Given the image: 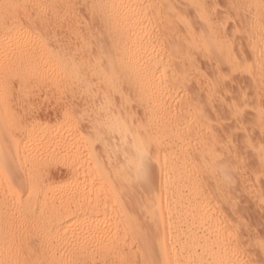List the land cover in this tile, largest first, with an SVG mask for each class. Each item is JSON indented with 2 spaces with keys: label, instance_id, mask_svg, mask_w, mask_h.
Returning a JSON list of instances; mask_svg holds the SVG:
<instances>
[{
  "label": "bare ground",
  "instance_id": "6f19581e",
  "mask_svg": "<svg viewBox=\"0 0 264 264\" xmlns=\"http://www.w3.org/2000/svg\"><path fill=\"white\" fill-rule=\"evenodd\" d=\"M162 1L164 11L160 0H0V264H249L205 187L203 176L220 155L216 145L202 144L199 124L206 119L195 124L179 113L169 83L183 82L197 62L190 53L203 51L221 67L250 74L257 101L264 100V0H235L241 12L257 9L252 20L254 13L247 15L249 26L246 15L240 19L251 28L247 43L233 39L218 0L179 4L196 11L199 32L180 12L185 6L178 12L176 0ZM166 7L186 27L188 39H180L190 48L174 44L167 59L154 40L159 31L151 30L163 23ZM94 20L105 27L94 38L98 45L91 41L97 33H89ZM237 26L234 36L246 28L239 33ZM45 99L61 105L55 128L39 112ZM261 104L256 115L263 126ZM81 120L93 129L87 126L89 137L80 132L83 144L71 138ZM192 134L200 137L199 149H191ZM106 136L113 141L105 143ZM258 157L263 167L264 145Z\"/></svg>",
  "mask_w": 264,
  "mask_h": 264
},
{
  "label": "rangeland",
  "instance_id": "374dc122",
  "mask_svg": "<svg viewBox=\"0 0 264 264\" xmlns=\"http://www.w3.org/2000/svg\"><path fill=\"white\" fill-rule=\"evenodd\" d=\"M156 1H158V0H156ZM161 1L162 0H160V3L159 2L157 3L160 7H161ZM172 1H173V3L175 2L174 0H172ZM180 1L181 0H176V2L174 3V5H176V3H177V6H175L176 9L174 8V11L178 10V12H179L180 9L184 8L182 6H185V7L187 6V5H179V4H183V3L186 4L184 2L185 0H183L181 2ZM223 1L227 2V0H222V1L218 0V2L220 3V6L222 4H225V3H223ZM228 1L230 3V1H232V0H228ZM162 3H163V1H162ZM219 3H218L217 10H218V13H219V15L221 17L222 22L227 24V28L230 27L228 25V23L231 24V28H233V29H235L236 26L238 25V26H240V30H239V27L237 26L238 27V31L240 33L241 29L246 27L245 30L242 29V31H245L246 33L241 31L240 35L237 34L236 36L233 35V33H234V31L236 29L232 30L233 32H231V30H230L231 28L228 29V31H230V34L232 33L233 39H236V42H242V43L248 41V39H246L245 37L248 36V33H250L249 31H251L250 27H249V30L247 28L249 26L248 23L250 21L249 17H251V15L252 16L255 15L254 17H251V20H252V18H255L257 16V9L253 8L252 6H249L250 9L252 8L250 10L248 8V6H247V8L249 10L244 8V11L241 12V9H240L239 6H238V8H236V6H237L236 4L238 2L237 1L235 2V0L232 2L231 5H227V3H226L225 5H222L221 8H219ZM234 4L236 5L235 7H234ZM231 6L233 7V9L232 8L230 9ZM164 9H165V7H161L162 11H164ZM191 9H193V8L190 7V9H189V6H188V7H186V9L184 8V10H181L180 12L182 14L184 13L185 15L188 14V16H185L184 14L183 15H184V17H186L188 22L193 26V28L195 30L198 29V30H196V32H199V29L202 26L201 25L202 22H201V24H199V20L200 19L198 18V16L196 17V11L191 10ZM226 9L227 10L229 9V10L227 11ZM238 9H239V11H238ZM167 10H168V7H166L165 11H166V13L168 12L167 13L168 15H166V16H169L170 18L167 19L166 16L165 17L163 16V17L166 18L168 21L166 19H164L163 17H161V19H163V23H162V20L156 19V20L160 21L159 22L160 24L157 23V26H156V22H155L154 25H152L153 29H151V30H155L154 32H156V31L158 32L159 31L158 33H156V34H158L157 35L158 37L155 36L156 34H154V36L157 38L156 39L154 37V40L156 41V45H158L157 43H160L161 45L162 44L164 45V46L163 45L161 46L159 44L161 49H164L163 54H164L166 59L171 53V48H174V50H176V48H175L176 45L177 46L180 45L179 46L180 49H184V48H186L187 50L190 49L188 47L189 45L185 44V42L188 39L187 32L185 30L183 31L185 26H183V24H181V23L179 24V22L176 20L175 16H174V18L172 17L173 14H172V10H170V8H169L170 13ZM246 10H248V11H246ZM225 11H227V12H225ZM230 11H231V13H230ZM232 13H234V15ZM248 13H250V15H248ZM253 13H254V15H253ZM170 14H172V15H170ZM224 14H226V16ZM228 14L229 15L232 14L231 15L232 17L228 16ZM242 14H244L246 16H244ZM222 16H225V17H222ZM227 16H228V19H229V17L231 18V20L234 19L233 20L234 22L231 21V20L227 21L228 19L227 20L225 19V21H226L225 22L224 18H226ZM242 16L245 17L244 18V20H245L244 23L246 22V25L248 24V26H244L245 24L242 21L243 20ZM240 19H242V20H240ZM174 20H176V21H174ZM94 21H96V20H94ZM97 22H98V20L95 23H93V21H92V23H91L92 25L90 24L91 25L90 27L91 28L94 27V26L95 27L92 28L93 30L92 29L89 30V33L92 36L95 33H97L96 35H98L97 38H96V35H94L95 37L94 36L93 37L90 36V37L93 38V40H91V41H92V43L94 45L95 44L98 45V43H96V41L99 40L98 39L99 38V34L101 35V30L105 29V27L103 25L101 26ZM165 22L167 23L166 26H164V24H166ZM195 23L198 24V25H196ZM94 24H96V25H94ZM175 24H176V26H174ZM235 24H237V25H235ZM95 29H97L96 32L94 31ZM185 29H186V27H185ZM83 30H84V27H83ZM176 30L179 33H177ZM92 31L94 32V34H93ZM98 32H99V34H98ZM102 34L104 35V32ZM184 34H186V37H185ZM173 35H175V36H173ZM183 35H184L185 38H183ZM159 36H161V37H159ZM232 36L230 35V37H232ZM92 38H90V39H92ZM94 38L97 39L95 42H94ZM180 38L185 39L186 41L184 42V40L182 41ZM239 39H240V41H239ZM160 41H162L163 43L160 42ZM186 43L188 44V42H186ZM93 44H92V46H93ZM174 44H176V45H174ZM236 45H237V43H236ZM168 46L170 48L169 49L170 52H168L169 51L168 50ZM237 46H239V44ZM94 47H97V46H93V48ZM186 49H185V51H186ZM174 50L172 52H174ZM192 50L193 49H191L189 51L191 52ZM236 50H237L236 53L239 55L240 51H238V48ZM192 52L196 53L197 50H194ZM192 52L190 53L191 59L193 57H195V58H193L194 61H192V62L195 63L196 60L198 62V63L197 62L195 63V65H196L195 68L191 69L192 71L190 70V72H189V73H191V72L193 73L194 72L193 74L192 73L189 74V75H192V76L190 77L188 75L184 79V81H183L184 83L180 82V81L178 83V82H176L174 80H172L173 82L169 83L170 91H171V89L173 90V91H171V93H173V96H174L173 97V102H175L176 107L179 106L178 107V112L184 114L187 117H190L191 118V122H193L195 124H199L202 121H204V119H206L205 120L206 122H202L203 124L202 123L199 124L200 126L202 125L201 129H203V131L206 132V133L202 132V134H200V135H202V138H203L202 144L206 143V145L208 144L211 148H212V146L216 145L217 147L215 146V148L213 147V149H214V151L217 149L216 152H218V155L220 154L221 157L219 155V157L217 159V161H219V164H218L217 161L213 162L211 164V166H210V167H212V170L209 173H207V174H205L203 176L204 183L207 184V185L205 184V187H206L211 199L214 201L215 204L217 203L216 204L217 210H219V212H220L219 216H222L220 218L221 219L223 218L224 221H226L227 219L230 220V221L227 220L226 222L227 223L228 222L231 223L229 225L230 226L232 225V228L234 229V232H236V234H237L236 236H237V238L239 240V242L237 240V244H238V246L240 245L239 248H241V246H242V249H240V250L242 252H244L243 256H245V258H244L245 261L247 262L250 259V261H248L249 264H264V250H263L264 249V247H263L264 246V169H263L264 166L263 167L260 166L259 157H258V149L260 148V145H264V143H263L264 142V125L262 126V124L259 122L258 116L256 115L257 114L256 110L258 108V105H257L258 103L260 105H262L261 102L263 103V110H264V100L257 101L259 96L255 95V93L257 94V92H256L257 89H256V87H254L255 89L252 88L254 83L251 80V77L249 76L250 75L249 73H248L249 75H247L246 72H243V71H242L243 74L241 73V71L240 72L232 71L233 69L231 70L230 66L227 63H225V62H224V64H225L224 67H221V64L223 63L222 61L218 64V62H219L218 59L217 60L208 59L206 57V55H203V54H205L203 51H201L202 52L201 54H199L200 53L199 51L196 54L195 53L193 54ZM166 54H167V56H166ZM198 60H200V61H198ZM207 60H210V61H207ZM199 62L201 63V67L203 66L202 67L203 69L200 66H197L199 64ZM214 62H217V63H214ZM215 64H218L217 65L218 67ZM196 67H197V69H196ZM216 68H218L219 70H217ZM222 68H223V70H222ZM194 69L197 70V73H196V71ZM213 70H215V71H213ZM230 70L232 72V75L229 74V73H231ZM167 71L170 73V74L168 73V77L172 78V76H174V72L171 70V67H169L167 69ZM201 72H203V73L206 72L207 73V74L205 73L203 75V77L206 79V81H205V79L203 80V77L201 75L203 73H201ZM224 72L225 73L229 72L227 74V75H229V76H227L228 78L225 76L226 74ZM234 72L236 73V75H234L235 74ZM199 73H201V74H199ZM211 73L215 76V78H214V76H211L212 75ZM237 73L238 74L241 73V74H239L240 76H238ZM194 74H197V75H194ZM208 74H210V75H208ZM217 74L220 75L221 78L218 77ZM198 75H200V76L198 77ZM207 76H210V77H207ZM223 76L225 77V79L226 78L227 79L225 80L223 78ZM211 77H213L215 79V83L216 84L214 82L213 83L211 82V81H214V79L213 78L211 79ZM229 77H231V79ZM248 77H250V78H248ZM187 78H189V79L187 80ZM219 78H220V80H219L220 83L219 82L217 83ZM199 79L202 80V81H200V84L202 86L199 83H197L198 82L197 80H199ZM263 81H264V78H263ZM246 82H247V84H246ZM202 83H204V84H202ZM211 83H212V85L214 84L213 85L214 87H211ZM197 84H198V86H197ZM208 84H210L209 86H210L211 90H213V92H214L213 96H215L216 98L212 97V91L208 92V90L210 89L209 86H206ZM220 84L222 86H220ZM234 84H235V86H234ZM204 85H205V88L203 87ZM215 85H218L220 88L216 87ZM246 86H249L250 88L248 87V89H247ZM254 86H255V84H254ZM206 87L209 88V89L207 90ZM244 87H246V89ZM217 88H219L218 90L221 91V95L220 94L218 95V93H220V92H218V90H216ZM253 90H255V91H253ZM215 92H217L216 95H215ZM209 93L211 95H209ZM206 94L208 96H211V97H209L210 99L206 96ZM70 95L71 94H69V96H68V94H67V98H68L67 100H69L70 98L73 99V96L71 95V97H70ZM175 98H177L176 99L177 101L175 100ZM72 99H71L70 103H72V101H74ZM54 100H55V102H53ZM43 101L44 100L40 101L39 112L41 113V115L45 119L52 120V121H50L52 123H50V125L48 127L55 128L56 124H53L55 122L54 121V119H55L54 115H55L56 111H59L58 108H60L61 105L59 104V102H56V99H52V100H49V101H48V99H45V101L44 102ZM81 102H82V100H81ZM201 102L205 103L207 105V107H205L206 105H204L203 103L202 104L204 106H201L202 105ZM209 102H211V103H209ZM53 103H54V105H53ZM208 104H212V107H216V109L212 108L211 105H210V107L212 108L211 109ZM234 105L236 107L239 106V110H242V111L239 112V110H237V108L233 109ZM53 106H54V108L56 110L53 108ZM73 106H75L74 103H73ZM196 106L199 108L198 111H196V109H197ZM203 107H205V111H204ZM75 108H77V107H75ZM98 108H102V104L99 105ZM41 109H42V111H41ZM45 109H47V110L44 111ZM49 109H50V111H49ZM199 110H201V111L199 112ZM202 110L204 111V114H203ZM215 110H217V111H215ZM236 110L238 111L239 114L237 113ZM53 111H54V114H53ZM181 111H183V112H181ZM188 111H191V113L194 114V115L191 114L192 116H189L190 114L188 113ZM233 111L234 112L236 111V114H233ZM185 112H187L189 115L187 113H185ZM201 117L204 118V119L201 120ZM199 118H200L201 121L199 120ZM81 121L79 123H81ZM207 121L209 123L210 122L211 123L209 124ZM82 122H83V124L82 123L78 124V127H81V125L83 127V125H84V127H85L84 129L85 130L82 127L78 128L79 129V133H78V130L74 133V135L76 133L78 135L76 134L77 136L75 138H74V136H71V138L76 139V140H74V142L77 141L78 143H81V144H83V142H86V140H87V138L85 136H82L83 135L82 133L85 131L84 133L87 135V137H89L90 133L93 132V129H92L90 121H86L85 120V121H82ZM87 122L89 123L88 125H87ZM89 125H90V127L88 128L87 126H89ZM208 126H212V127H208ZM87 128L89 129V131L92 129L90 133L87 131L88 130ZM205 128H208V129H205ZM81 131H82V133L80 134ZM81 136H82V138H81ZM207 136H208V139H205V138H207ZM218 136H219L220 139L218 138ZM84 137L86 139H84ZM108 137L109 136H106V138H105V140L107 139V141H105V140H103V141H105V143L107 142L109 144L111 141H113V139L108 138ZM197 137H199V136L196 135V134H194V135L192 134V136H190V140H191V143H192L191 149H195V147H196V149L200 148L199 147V146H201L200 143H199L200 142V137L199 138H197ZM80 139L83 140V141L81 142ZM71 142L74 143L73 140ZM105 143L103 142V144H105ZM197 144H198V147H197ZM95 146L96 147L100 146L99 148L97 147V149H100V148L102 149V147H101L102 144H100V143H97V145H95ZM86 148L91 149L90 145L89 146L87 145ZM86 148H81V149H86ZM233 156L237 158V161H236V158H234ZM231 157H232V159H231ZM220 160L221 161L223 160V161L221 162ZM239 162L241 163V166H240ZM221 164H224V165L226 164V167L227 168L230 167V170L228 169L229 171L227 170V172H225V169H224V167ZM229 165H231V166H229ZM218 167H220V168H218ZM221 170H223V171H221ZM207 178H209V179L207 180ZM235 229H236V231H235ZM238 231H240V233ZM261 243H262L263 246L261 245ZM136 249H137V247H136ZM245 251H246V254H245ZM247 255H248V257H247Z\"/></svg>",
  "mask_w": 264,
  "mask_h": 264
}]
</instances>
